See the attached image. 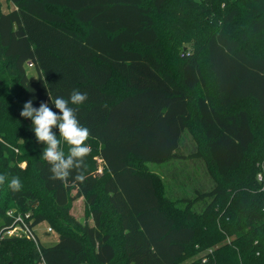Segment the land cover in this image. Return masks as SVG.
Here are the masks:
<instances>
[{
	"label": "trees",
	"instance_id": "trees-1",
	"mask_svg": "<svg viewBox=\"0 0 264 264\" xmlns=\"http://www.w3.org/2000/svg\"><path fill=\"white\" fill-rule=\"evenodd\" d=\"M8 1L16 9L4 12L0 0V232L13 211L59 236L39 249L0 238V264H183L209 250L205 264H264V136L244 106L264 120V0ZM241 19L245 47L225 28ZM185 43L192 50L175 67ZM115 77L121 92L110 90ZM74 90L88 97L69 106L90 130L91 152L62 182L20 113L32 100L59 115L52 101ZM186 135L204 180L188 173L191 190L175 196L147 165L180 158ZM14 176L19 192L8 186ZM79 198L92 224L72 215Z\"/></svg>",
	"mask_w": 264,
	"mask_h": 264
},
{
	"label": "clouds",
	"instance_id": "clouds-1",
	"mask_svg": "<svg viewBox=\"0 0 264 264\" xmlns=\"http://www.w3.org/2000/svg\"><path fill=\"white\" fill-rule=\"evenodd\" d=\"M51 99V97L49 96ZM87 94L74 90L69 99L63 97L55 98L52 103L59 110V115L46 104L41 103L36 109L32 105V100L27 101L21 117L31 118L35 136L39 142L46 145L42 156L50 165L52 173L51 179L67 181L73 169H81L84 166L85 158L90 154L91 148L86 144L90 136V130L82 126L77 119L76 111L69 106L81 105L87 100ZM53 128L59 129V137L69 145L66 155L61 147V139L53 132ZM6 177L0 175V185L5 183ZM75 180L83 183L86 176L79 172ZM9 188L14 192H19L22 184L19 177H12Z\"/></svg>",
	"mask_w": 264,
	"mask_h": 264
},
{
	"label": "rangeland",
	"instance_id": "rangeland-1",
	"mask_svg": "<svg viewBox=\"0 0 264 264\" xmlns=\"http://www.w3.org/2000/svg\"><path fill=\"white\" fill-rule=\"evenodd\" d=\"M1 2L3 3L5 12H8L9 10H11L14 7V5L9 3L8 0H1ZM221 11H222V13H226L228 11V6L223 4L221 7ZM60 12L65 16L66 19H68V20L71 19L70 14H67L66 11L60 10ZM242 22H243L242 19L238 20V22H236V24L226 25L225 28L227 27L228 34L230 36L240 38L242 41V45L245 47L246 46V39H243L244 31H243ZM183 47H185V48L183 49ZM255 47H257V45H255L254 48ZM183 50H185V51L188 50L190 52L192 50L191 43H185V44H181V46H179V52L176 54L177 57L175 59H172L175 67L177 66L178 62L183 58V55L185 54L183 52ZM205 58L206 57H203V60ZM202 65H203L204 73H206V75L208 76L209 71H208L207 65L204 62L202 63ZM27 71H28V75L31 78V80H37L38 79L37 72L32 65H30V64L27 65ZM211 86L214 89L212 82H211ZM122 89H123V86H122L121 79H119L118 77H115L110 84V90L121 92ZM214 94H215V92H213V95ZM46 105L48 107H50L48 104H46ZM244 106L249 109L254 127L258 131V135L260 133V135L264 136V120H262L260 118V115L258 114V109L256 108V106L254 104H250V105L245 104ZM191 148H192V143H191L190 135H186L182 150L180 151V154H181L180 158H176L169 163H163L160 165H157V164H148L147 165L151 171H154V172L158 173L160 176H162L161 177L162 180L166 183L165 186L166 187L169 186L168 188L172 189L174 194H177L175 196H181L183 194L184 187L187 191L191 190V187L188 186L187 184H185V181H183L184 177L188 173H190V172H196V174L200 173L201 175L199 176V179L204 180L203 173H201V171L198 168L199 166H197L196 162H194L189 157V152H190ZM98 158H99L98 161L100 162V165H102V162L100 161V157H98ZM24 164L25 163L21 162L20 165L24 166ZM175 174L179 177V179L175 176ZM72 215L81 223H91L92 224V222H93L92 217L90 216L89 208L87 207V203L84 200V198H79L73 202ZM1 225H2V221L0 220V226ZM48 227H50V225L48 223H45L38 228L40 238H41V242H42V245H44V246L56 244L58 236H59L58 231L55 229L56 231L54 230L52 235L49 238L46 237L43 233H45V231ZM198 260H200V257L188 260L183 264H192Z\"/></svg>",
	"mask_w": 264,
	"mask_h": 264
},
{
	"label": "built area",
	"instance_id": "built-area-1",
	"mask_svg": "<svg viewBox=\"0 0 264 264\" xmlns=\"http://www.w3.org/2000/svg\"><path fill=\"white\" fill-rule=\"evenodd\" d=\"M32 65V64H30ZM26 167V164L22 166ZM101 172V171H100ZM258 181L262 184V190L264 191V163L262 164V171L257 174ZM15 212H8V216L15 217L14 223L7 229L0 232V238H25L35 244V246L39 249L42 244L40 234L38 228L41 225H35L34 218H32L31 213L25 214H17L15 216ZM53 228L48 227L43 233L45 236H51L53 233ZM212 253V250L207 251L206 253ZM206 253H202L199 257L200 260L192 263V264H205L207 262V258L205 257ZM198 257V258H199Z\"/></svg>",
	"mask_w": 264,
	"mask_h": 264
},
{
	"label": "crops",
	"instance_id": "crops-1",
	"mask_svg": "<svg viewBox=\"0 0 264 264\" xmlns=\"http://www.w3.org/2000/svg\"><path fill=\"white\" fill-rule=\"evenodd\" d=\"M13 9H16V7L14 6L11 10H13ZM3 10H4V7H3ZM9 11H10V10H9ZM4 12H5V10H4ZM46 237L49 238V236H46Z\"/></svg>",
	"mask_w": 264,
	"mask_h": 264
}]
</instances>
